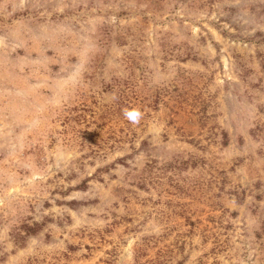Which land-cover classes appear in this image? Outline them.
I'll return each mask as SVG.
<instances>
[{
	"label": "rangeland",
	"instance_id": "1",
	"mask_svg": "<svg viewBox=\"0 0 264 264\" xmlns=\"http://www.w3.org/2000/svg\"><path fill=\"white\" fill-rule=\"evenodd\" d=\"M0 264H264V0H0Z\"/></svg>",
	"mask_w": 264,
	"mask_h": 264
},
{
	"label": "clouds",
	"instance_id": "2",
	"mask_svg": "<svg viewBox=\"0 0 264 264\" xmlns=\"http://www.w3.org/2000/svg\"><path fill=\"white\" fill-rule=\"evenodd\" d=\"M124 115L132 123H138L141 117V113L138 110H132V111L125 110Z\"/></svg>",
	"mask_w": 264,
	"mask_h": 264
}]
</instances>
